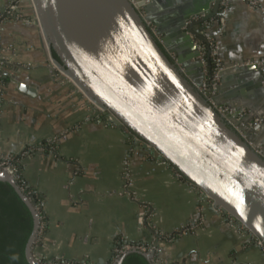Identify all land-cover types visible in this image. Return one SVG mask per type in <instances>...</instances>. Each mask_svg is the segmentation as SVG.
<instances>
[{
  "label": "crops",
  "instance_id": "1",
  "mask_svg": "<svg viewBox=\"0 0 264 264\" xmlns=\"http://www.w3.org/2000/svg\"><path fill=\"white\" fill-rule=\"evenodd\" d=\"M9 1L0 0V13ZM258 1L260 7L251 8L244 0H230L219 39L222 64L264 59V0ZM18 15L0 28L6 60L0 69H8L35 92H20L0 77V157L20 156L27 148L57 139L54 150H34L20 161L24 184L39 196L45 218L33 253L105 264L119 240L151 243L156 233L194 224L175 240L158 239L157 255L164 264H264V248L230 228L226 216L189 181L177 177L174 167L135 148L123 128L88 118L80 89L48 66L41 30L27 1ZM200 27L195 29L207 33ZM124 161L135 198L123 190ZM141 203L148 207L142 224Z\"/></svg>",
  "mask_w": 264,
  "mask_h": 264
},
{
  "label": "water",
  "instance_id": "2",
  "mask_svg": "<svg viewBox=\"0 0 264 264\" xmlns=\"http://www.w3.org/2000/svg\"><path fill=\"white\" fill-rule=\"evenodd\" d=\"M219 2L149 0L141 17L130 0H31L41 45L55 54L57 67L115 126L149 145L264 244L263 67L222 64L213 101L233 109L223 115L196 87L211 75V62L209 49L199 45L206 37L195 27L203 30ZM0 77L20 92H35L8 69H0ZM0 181L11 185L31 213L24 253L28 264H39L31 252L40 225L35 200L5 170ZM130 252L151 263L150 255L129 248L114 264Z\"/></svg>",
  "mask_w": 264,
  "mask_h": 264
},
{
  "label": "built area",
  "instance_id": "3",
  "mask_svg": "<svg viewBox=\"0 0 264 264\" xmlns=\"http://www.w3.org/2000/svg\"><path fill=\"white\" fill-rule=\"evenodd\" d=\"M23 1H27V0H10L7 3L5 8L0 13V28L5 21L16 19V18L20 17L18 15V11H19V6ZM130 1L133 5L134 9L138 12V14L141 17H143L144 16L143 6H144V4L148 3L149 0H130ZM244 1L251 8H259L260 7L258 0H244ZM28 4H29L31 11L33 13V19H36L35 9L33 7V4L31 3V0H29ZM229 7H230V0H220L217 14L214 17L210 18L209 20L205 21L203 24L204 29L208 30L207 33H204L205 37H206V44H203V43L199 44L203 49H205V47L209 49V58L211 59V75L208 76L207 78H205L200 86H196V87H197L198 92L206 99L208 104L210 106H212L216 110V112L220 115H223L225 112H232L233 111V109H230L226 106H217V105H215V103L213 101V96L216 94V87H217L218 82H219V76H218L217 72L222 66V63H221V61L219 59V55H218L219 48H220L219 39L223 35L224 30H225L226 19H227L226 15H227V12L229 10ZM146 24L150 29H152V25L149 22H146ZM2 51H3V49L0 46V58H1L0 64H3L6 62V60L2 56ZM204 53H205V50H203L201 52V60L205 64L206 58L204 56ZM47 54H48V66L53 71H55L56 74H58L62 77H65L70 82H72L57 67L55 61L53 60V58L49 54L48 49H47ZM258 64L263 67V74H264V59L261 62H259ZM83 96L85 97L86 106H87V109L89 110L88 118L90 120H92L96 123L102 124L104 126H107V127H115V125L106 116L104 109H102L101 107L96 105L93 101H91L89 98H87L84 94H83ZM244 113H246V112L243 110L241 112V115H243ZM124 130L128 134V137L131 138V143L135 148L144 149L146 151L153 153L152 148L149 145L145 144L143 141H141L135 135L130 134L126 129H124ZM56 140L57 139L53 137L52 139H48L45 142L39 143L35 147V149L27 148L21 152L20 156H18V155H7V156L0 157V170H5L7 172V174L17 182V184L24 191V193H26L27 195L30 196V193L32 191L29 190L26 187V185L24 184L23 177H22V171H21V167H20V161H21L23 156L30 155L31 152H33L34 150H36V151H43L46 149L51 150V151L54 150ZM158 158L161 160V162L163 164H165L167 166L170 165L163 158H161V157H158ZM175 171H176L175 175L177 177H182V175L177 170H175ZM122 174H123V180H124V185H123L124 189L123 190L125 192H127L129 195H131V197L135 198L134 193L130 191V186L132 185V179L130 176L129 166H128L127 161H124V163H123ZM26 189H28L27 192H25ZM199 193L201 195L200 197H202L204 199H208L210 201V199L207 196H205L201 191H199ZM141 206H142L143 210L140 212V214L138 216L140 224H142V220H143L142 218H145V220H146V218L148 216L147 215V210H148L147 205L144 203H141ZM35 209L38 212L39 220H40L41 219V212H42L41 207H40V199L35 200ZM216 209L220 213H222L223 215L226 216L230 228L235 229L238 232H245L246 234L250 235L253 238V241L257 245L264 248V244L258 238H256L254 235H252L249 231H247L237 220H235L234 218H232L228 214H224L219 208H216ZM44 227H45V221L42 218V222L40 221L37 236L43 231ZM193 227H194V224L193 225L188 224V225L182 227L181 229H178V230L170 232V233H156V234L159 237V239H163L166 241H172V240H175L183 231L189 230ZM129 248H136V249L143 251L145 254L150 255L151 256L150 260H151L152 264H164V261L158 257V255H157L158 248H157V246L153 245V242H151V243H141V242H138V243H129V242L117 243L113 247V255H112L110 261H108L105 264H114V262L119 257V255L123 251H125ZM32 255H33V257L38 258L37 262L39 264H91L88 261H86L85 259L79 260V261H71V260H65V259H61V258L47 259V258H43L39 255H35L34 253H32Z\"/></svg>",
  "mask_w": 264,
  "mask_h": 264
},
{
  "label": "trees",
  "instance_id": "4",
  "mask_svg": "<svg viewBox=\"0 0 264 264\" xmlns=\"http://www.w3.org/2000/svg\"><path fill=\"white\" fill-rule=\"evenodd\" d=\"M52 57H57L52 53ZM211 62V59L209 58ZM5 80V79H3ZM28 189L25 190L27 192ZM38 200L39 196L31 192ZM45 220L41 212L42 222ZM33 220L29 209L7 182L0 181V264H28L25 245L32 231ZM121 240H119V243ZM31 252L33 253L32 249ZM121 264H151L138 252L128 253Z\"/></svg>",
  "mask_w": 264,
  "mask_h": 264
}]
</instances>
